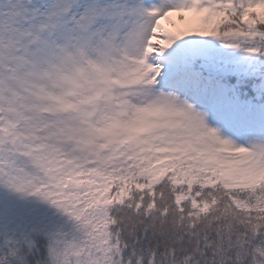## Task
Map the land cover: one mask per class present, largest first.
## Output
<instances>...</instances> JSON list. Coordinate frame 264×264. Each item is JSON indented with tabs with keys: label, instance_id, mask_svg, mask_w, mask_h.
Masks as SVG:
<instances>
[{
	"label": "snow or ice",
	"instance_id": "snow-or-ice-1",
	"mask_svg": "<svg viewBox=\"0 0 264 264\" xmlns=\"http://www.w3.org/2000/svg\"><path fill=\"white\" fill-rule=\"evenodd\" d=\"M0 264H264V0H0Z\"/></svg>",
	"mask_w": 264,
	"mask_h": 264
},
{
	"label": "rangeland",
	"instance_id": "rangeland-1",
	"mask_svg": "<svg viewBox=\"0 0 264 264\" xmlns=\"http://www.w3.org/2000/svg\"><path fill=\"white\" fill-rule=\"evenodd\" d=\"M167 26V25H166Z\"/></svg>",
	"mask_w": 264,
	"mask_h": 264
}]
</instances>
